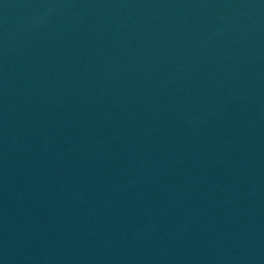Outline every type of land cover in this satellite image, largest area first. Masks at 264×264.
Wrapping results in <instances>:
<instances>
[{"label": "water", "instance_id": "obj_1", "mask_svg": "<svg viewBox=\"0 0 264 264\" xmlns=\"http://www.w3.org/2000/svg\"><path fill=\"white\" fill-rule=\"evenodd\" d=\"M0 264H264V0H0Z\"/></svg>", "mask_w": 264, "mask_h": 264}]
</instances>
